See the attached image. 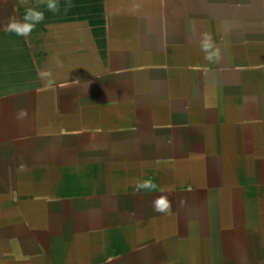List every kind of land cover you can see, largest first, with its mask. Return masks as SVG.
Wrapping results in <instances>:
<instances>
[{
	"label": "crops",
	"instance_id": "obj_1",
	"mask_svg": "<svg viewBox=\"0 0 264 264\" xmlns=\"http://www.w3.org/2000/svg\"><path fill=\"white\" fill-rule=\"evenodd\" d=\"M58 2L24 38L0 0V264L236 263L264 238V0Z\"/></svg>",
	"mask_w": 264,
	"mask_h": 264
},
{
	"label": "clouds",
	"instance_id": "obj_2",
	"mask_svg": "<svg viewBox=\"0 0 264 264\" xmlns=\"http://www.w3.org/2000/svg\"><path fill=\"white\" fill-rule=\"evenodd\" d=\"M19 6L24 8V13L22 17L11 16L7 19L4 24V31L8 33L15 34L18 37H29L32 32L36 29L37 25L42 23L45 19L44 12L39 10L38 6H33L29 4V0H18ZM38 4H43L46 6L48 11L53 13H59L60 5L58 0H38ZM71 7L70 0L65 5V13ZM201 50L205 53V59L210 62L219 61L220 53L218 49L214 48L212 39L210 35L205 34L201 42ZM59 61L57 64L59 66ZM42 79L46 80L45 87L52 88L55 84L54 79H52V74L50 71H43L39 74ZM156 185L152 178H146L140 181H137L135 184L136 190L146 189L150 190L155 188ZM171 205L166 197H160L154 201V210L158 212L170 211Z\"/></svg>",
	"mask_w": 264,
	"mask_h": 264
},
{
	"label": "rangeland",
	"instance_id": "obj_3",
	"mask_svg": "<svg viewBox=\"0 0 264 264\" xmlns=\"http://www.w3.org/2000/svg\"><path fill=\"white\" fill-rule=\"evenodd\" d=\"M247 228L248 229H246V230L251 231L253 227L252 226H248ZM246 230L245 229L242 230V233H245ZM233 239L234 238H229V240H233ZM236 240L240 241L241 243L243 241L242 245H236L237 248L242 249L241 252L237 251V253H236L237 256H239L240 258L237 260L236 263L235 262H230V263H227V264H251V261H258L256 263L264 264V252H261V250H264V238H262V237L255 238L254 245H252L251 247L250 246L248 247V244L246 242V241H248V238H246L245 235H243V234H242V236L240 238H237ZM257 249L260 250V253H256L255 252ZM228 257L230 258L228 260L234 259L233 253L229 254Z\"/></svg>",
	"mask_w": 264,
	"mask_h": 264
}]
</instances>
